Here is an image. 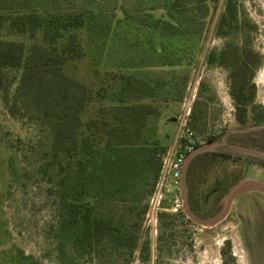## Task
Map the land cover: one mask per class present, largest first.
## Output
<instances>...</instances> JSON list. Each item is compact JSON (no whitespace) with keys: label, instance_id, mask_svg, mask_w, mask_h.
Segmentation results:
<instances>
[{"label":"rangeland","instance_id":"374dc122","mask_svg":"<svg viewBox=\"0 0 264 264\" xmlns=\"http://www.w3.org/2000/svg\"><path fill=\"white\" fill-rule=\"evenodd\" d=\"M67 5L96 19L87 72L63 68L86 89L53 74L23 81V70L0 87V264H264L260 193L237 197L213 228L169 212L161 213L157 233L144 223L157 153L186 98L202 145L218 144L188 167L192 211L213 216L241 180L264 182V0H0V13ZM1 39L22 43L29 64L32 45L44 44L30 32ZM101 85L107 91L98 92ZM240 88L250 97L245 107L233 96ZM90 96L93 106L84 108L91 119L101 112L117 127L109 149L94 147L90 162L80 164L53 151L48 129L67 105ZM19 138L27 143L19 146ZM77 145L83 150L80 138ZM80 175L93 217L112 228L98 242L82 243L80 226L70 222L67 203Z\"/></svg>","mask_w":264,"mask_h":264},{"label":"trees","instance_id":"16d2710c","mask_svg":"<svg viewBox=\"0 0 264 264\" xmlns=\"http://www.w3.org/2000/svg\"><path fill=\"white\" fill-rule=\"evenodd\" d=\"M95 25V15L91 11L77 9L73 5L57 8L51 12L43 11L40 13L37 10H28L15 15L0 13V87L5 76L16 80L23 70V81L31 75L37 78L36 75L41 73L44 76L53 74L59 79V82L63 80V77L72 86L85 90L87 87L85 83L64 77L63 68L65 66L72 68L75 75L87 72V54L91 46L90 40L94 37L93 28L96 27ZM26 32H30L35 37L39 35L44 39V44L40 40V43L32 45L29 51V55L35 64H29L27 63L28 60L24 59V45L22 43L1 39L7 36L22 35ZM107 89L105 85H101L98 92H101V90L105 92ZM233 96L240 107H245L250 99L244 88L238 89ZM89 98L81 101L77 107L76 104L67 105L61 114L62 118L55 115L48 129L51 134L53 151L57 153L61 150L68 158L72 160L75 158L80 164L90 162L94 147L102 149L104 144L103 149H109L110 132L117 127L115 121L111 123L112 127H110L111 124L107 125V117L101 112L95 113L99 118L95 121L102 122L103 129L88 127L91 122H95L91 119L92 115L88 107L84 108L85 102L88 105L90 104V107L93 106L95 100L92 96ZM63 118H66L67 121H63ZM238 120L242 124L246 122L242 115H239ZM154 123L156 125V119ZM191 126L198 134L193 121ZM94 129L98 131H94ZM88 132L95 134L96 137L93 142L90 141ZM150 134H152L151 130ZM79 138L84 143L83 150L78 148L77 141ZM17 141L19 146L27 143L20 138ZM154 143L158 145L159 140ZM166 145L167 143L157 153L156 175L151 191L161 166V156L166 150ZM79 182V192L67 203L70 222L80 226L82 243L98 242L109 231L112 232V228L109 224L93 217L94 209L87 180L82 181L80 175ZM195 213L199 215L197 211ZM179 215L185 217L184 213ZM131 246L134 248L135 243H132Z\"/></svg>","mask_w":264,"mask_h":264},{"label":"built area","instance_id":"2783aa9c","mask_svg":"<svg viewBox=\"0 0 264 264\" xmlns=\"http://www.w3.org/2000/svg\"><path fill=\"white\" fill-rule=\"evenodd\" d=\"M193 99H185L182 112L175 120V131L161 156V166L147 198L144 223L151 233H157L162 212L183 213L180 179L187 156L202 144L191 126ZM185 222L190 221L186 216Z\"/></svg>","mask_w":264,"mask_h":264},{"label":"water","instance_id":"95a60500","mask_svg":"<svg viewBox=\"0 0 264 264\" xmlns=\"http://www.w3.org/2000/svg\"><path fill=\"white\" fill-rule=\"evenodd\" d=\"M217 145V143L203 144L199 145L194 151H192L186 158V161L182 168V175L180 179V197L182 199V211L191 222L203 228H213L225 221L230 214L234 200L240 195L256 192L264 196V182L255 179H244L230 190L225 199V205L219 213L207 218H202L194 211H192L187 197L188 167L195 156L205 151H212V149L216 148Z\"/></svg>","mask_w":264,"mask_h":264},{"label":"crops","instance_id":"0c3cea01","mask_svg":"<svg viewBox=\"0 0 264 264\" xmlns=\"http://www.w3.org/2000/svg\"><path fill=\"white\" fill-rule=\"evenodd\" d=\"M202 145V144H201Z\"/></svg>","mask_w":264,"mask_h":264}]
</instances>
